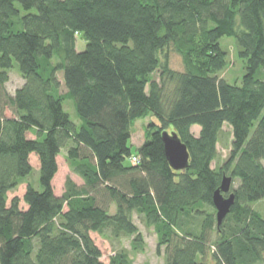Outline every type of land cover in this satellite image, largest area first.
<instances>
[{"label":"trees","instance_id":"1","mask_svg":"<svg viewBox=\"0 0 264 264\" xmlns=\"http://www.w3.org/2000/svg\"><path fill=\"white\" fill-rule=\"evenodd\" d=\"M223 36L244 60L239 84L215 75L226 63ZM172 51L182 69L169 66ZM13 68L24 83L10 94ZM148 116L157 121L132 151L133 121ZM224 124L232 148L213 168ZM163 130L187 146L185 170L169 166ZM63 148L82 183L67 176L57 195ZM31 154L41 188L27 181L25 207L17 196L7 204L33 169ZM262 160L264 0H0V264H103L90 232L133 236L140 248L134 213L153 227L157 250L165 246V264H264V217L251 206L264 200ZM223 173L239 184L217 226L208 208ZM109 264L131 262L118 251Z\"/></svg>","mask_w":264,"mask_h":264},{"label":"rangeland","instance_id":"2","mask_svg":"<svg viewBox=\"0 0 264 264\" xmlns=\"http://www.w3.org/2000/svg\"><path fill=\"white\" fill-rule=\"evenodd\" d=\"M85 44L80 38L76 41V49L82 50ZM220 46L222 50L226 54V63L225 66L218 70L215 75L217 78H221L226 80L229 83L239 84L244 74V60L238 56V46L236 44L235 38L231 36H223L220 39ZM169 66L174 69H182L183 64L181 60V56L176 52H171L169 54ZM158 73H155L157 76ZM57 79L60 82V86L58 92L63 94L66 92V87L64 86L63 77L61 72H57ZM24 83V79L19 74L16 68H13L9 72V80L6 82L5 87L8 93L13 94L17 88H19ZM64 109L69 113L71 120L75 121L77 118L73 104L70 99H67L63 102ZM5 116L11 117L13 116L10 110L5 111ZM150 121H157L154 116H148L146 118H138L133 121L132 125V135L129 140V144L131 145L132 151L136 146L141 145L145 140V130L146 126ZM199 126H192L191 132L195 135L199 132ZM26 136L28 138H35V135L31 132H27ZM232 140L233 137L231 135V127L228 124H224L220 134L218 136L217 142V157L211 163V167L219 168L229 157L230 150L232 148ZM65 148H63L60 154L57 156L58 170L57 174L52 182L54 185V192L58 194L62 191L64 187V182L67 176H70L75 182L80 183L79 177L71 172L70 165L66 160ZM30 162L33 166L31 173L28 178H25L18 186L7 192V204L10 203L12 197L17 196L21 199L20 206L25 207L24 202L22 201L23 194L25 192V186L27 181H31L34 186L40 189L39 184V161L36 155H30ZM264 164V160H262ZM229 174V172H227ZM238 180H234L232 184V189H235L238 186ZM251 206L259 211L264 217V200H259L251 204ZM208 209L214 210L216 215V210L209 207ZM114 212V208L112 207V211ZM133 221L137 225L139 232L142 235L143 242L141 247L134 249L131 245V240L133 236H122L119 238H114L109 234H99L98 232H90V235L94 241V243L100 248L102 255L101 261L103 264H109V258L115 252L122 251L126 253L128 259L131 264H165V246L160 247V251L157 250V236L153 230L152 226H146L143 219L137 215L133 214ZM200 218L189 219L188 227H192L194 230L199 229ZM212 263L211 261H209ZM209 263V264H210Z\"/></svg>","mask_w":264,"mask_h":264},{"label":"water","instance_id":"3","mask_svg":"<svg viewBox=\"0 0 264 264\" xmlns=\"http://www.w3.org/2000/svg\"><path fill=\"white\" fill-rule=\"evenodd\" d=\"M161 140L165 158L169 166L175 171L185 170L189 165V152L185 143L181 141L173 130H163ZM232 177L223 173L219 186L212 194V204L216 210V224L219 226L229 213L235 201V195L231 188ZM264 261V256H263Z\"/></svg>","mask_w":264,"mask_h":264},{"label":"crops","instance_id":"4","mask_svg":"<svg viewBox=\"0 0 264 264\" xmlns=\"http://www.w3.org/2000/svg\"><path fill=\"white\" fill-rule=\"evenodd\" d=\"M197 126V125H196ZM131 135H132V132H131ZM131 139V138H130ZM139 146V145H138ZM56 174H57V172H56ZM56 174H55V176H56ZM55 176H54V178H55ZM54 178H53V180H54ZM80 179V178H79ZM53 180H52V182H53ZM78 183V182H77ZM82 183V180L80 179V183H78V184H81ZM54 186V185H53ZM55 191V190H54ZM62 191H63V189H62ZM62 191H60L57 195H60L61 193H62ZM56 193V192H55ZM114 208V207H113Z\"/></svg>","mask_w":264,"mask_h":264},{"label":"built area","instance_id":"5","mask_svg":"<svg viewBox=\"0 0 264 264\" xmlns=\"http://www.w3.org/2000/svg\"><path fill=\"white\" fill-rule=\"evenodd\" d=\"M130 160L132 161V163H136L138 159L135 155H133L130 157Z\"/></svg>","mask_w":264,"mask_h":264}]
</instances>
